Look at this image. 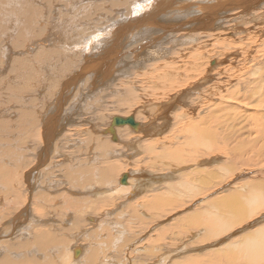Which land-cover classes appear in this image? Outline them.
I'll use <instances>...</instances> for the list:
<instances>
[{
    "label": "bare ground",
    "instance_id": "1",
    "mask_svg": "<svg viewBox=\"0 0 264 264\" xmlns=\"http://www.w3.org/2000/svg\"><path fill=\"white\" fill-rule=\"evenodd\" d=\"M68 1L74 3V0ZM116 5L111 16L88 18L89 9L85 8L82 15L72 7L65 9L62 0H0V64L9 63L14 58L13 61L19 66L11 68L16 70L15 78L20 77L15 83H7L5 80L0 82V98L8 93V98L20 108L13 111L12 107L15 106L1 107V116L7 120L2 129L0 125V264H44V261H48L46 264H55L49 260L50 254L61 247L62 253L56 258L60 257L62 264H108V260H103V242L102 247L96 242L87 250L83 246L72 248L71 243L67 245L71 241L68 238L86 236L82 226L90 223L100 227L106 225L107 218L113 215L114 220L118 216L116 213L122 209L130 210L128 224L140 223L134 205L128 206L127 202L126 208L123 201V204H117L116 200L125 198L130 201L142 194V180L149 176L146 170L139 172L141 179L138 178V185L141 188L132 189L116 198L113 190L107 193L105 188L102 190L100 187L99 190L96 187L110 186V178H113V173L120 166L109 158L118 155L121 148L116 149V144L103 140L102 135L110 134L112 141L118 140V134H123L120 129L117 133L115 127L129 123L116 125L115 118L123 117L113 115L108 117L111 122L108 120L107 126L114 125V130L110 131L107 126L101 128L104 124L100 126L95 123L96 118L90 114L89 117L82 115V112L93 111L92 100L84 102L83 106L77 105L85 98H94V103H97V96L105 87L112 88L118 94L119 89L128 82L124 79L111 83L119 74H125L126 80L134 76V80L128 79L129 85L124 86L131 102L125 101L135 109L134 113L128 115L139 123L137 126L130 124L134 128V138L127 131L128 143H119L126 144L130 149H135L137 145L144 147L145 151L161 161L157 174L150 172L151 176L148 177L160 186L154 187L153 184V189L143 193L140 197L147 198L140 205L154 216L155 211L164 213L168 209L173 214L182 211L179 208L186 203L185 200L179 201L180 195L196 194L191 199L192 203L200 194L206 200L209 199L208 194L215 196L219 191H230L209 200L202 210L175 220V225L181 231L198 227L202 228V232L207 229V234L202 236L203 242L213 238L215 241L199 249L219 245L225 240L227 244L211 252L208 260L215 259L228 264H264V224H260L264 223V211L261 212L264 209V71H261V66L264 67V51L260 53L264 47L260 48L264 43V0H125L123 4L116 1ZM154 6L158 9L152 14ZM85 15L88 17L85 18ZM245 17H250L246 23L243 19ZM158 31L167 42L159 41ZM144 37H148L147 45L140 42ZM148 47L154 48L152 53L148 54V51V56L146 52H138L146 51ZM119 53L122 61H108ZM169 53L174 58L162 62L163 57ZM17 54H25V58ZM31 60H34L33 64ZM157 60L161 62L158 64ZM149 61L154 62L150 64L153 72L147 74V79L141 80L137 72L125 70V66L130 64L140 65L142 69ZM237 63L242 66L238 67ZM4 68L0 66V75ZM98 74L102 76L101 81H95L99 78ZM85 78H93L95 81L88 82L87 94L83 92L87 85V82H82ZM132 84H135V88ZM73 85H79V91L74 96L71 94L75 89ZM231 91L239 93L234 97ZM20 92L21 96L18 95ZM107 97L112 96L108 92L103 93V99L107 100ZM36 106H39L38 111L34 109ZM102 113H99L100 116ZM128 115H124V118L130 117ZM83 124L90 125V129L79 128ZM76 126L78 130L73 132L72 127ZM60 129H63L62 140L59 139ZM17 132L27 135L25 145L14 144L19 134ZM142 134L147 137L138 139L137 136ZM70 137H77V141H74L77 145L88 147L78 146L77 152L65 151V154H72L71 158H76L77 164L62 168L61 162L59 167H55L59 164L56 161L54 165L51 163L48 166L50 153L55 152L56 157H61L60 146L70 147L65 145L72 144ZM200 147L203 149L200 150ZM80 150L83 154H79ZM83 150L93 152L94 157L89 155L90 161L88 158H80L88 153ZM218 150L219 154L216 152L214 156L213 153ZM147 157L143 165L150 162L151 156ZM172 160L178 169L182 168L188 174L190 170L194 172L190 176L194 179L193 184L186 185L184 179L192 183L189 180L191 178L179 175L175 185L170 182L176 173H182V170L177 169L167 172L174 165ZM191 160L196 163L190 164ZM97 161H102V164L97 165ZM165 163L167 166L163 167ZM246 168L253 172V176L238 183L240 175H249ZM52 171L50 179L55 186L54 190L39 183L43 174L50 175ZM129 173H122L120 181L127 175L126 184H132ZM63 178H66L68 184L71 182L74 188H62L59 191L58 188L64 186ZM88 182L96 183L80 186ZM173 185L176 186L173 193H165L166 198L162 196L163 190L161 194L158 192L164 187L171 190ZM240 185L242 188L248 186L249 194L241 197L239 191H232V188ZM121 186L124 190V185ZM78 188L84 191L83 195L74 191ZM101 190L105 192L100 193ZM114 203L117 204V210L111 208L114 211L106 212V207H112ZM100 213L102 216L96 215V219L90 215ZM86 214L90 216H87L85 222L83 216ZM253 217L257 219L249 220ZM128 224V227L133 226ZM159 224L162 225L161 221ZM239 225V230H231ZM252 225L259 226L248 230ZM58 230H62V234H55ZM69 231H73L72 234ZM228 231L229 235L220 237ZM50 244L53 246L49 247ZM166 246L162 250H169L170 258L160 256L161 264H204L207 260L194 257L184 261L170 260L180 253L172 248V243ZM37 256H43V259ZM128 257L126 264L132 262L130 255Z\"/></svg>",
    "mask_w": 264,
    "mask_h": 264
},
{
    "label": "rangeland",
    "instance_id": "2",
    "mask_svg": "<svg viewBox=\"0 0 264 264\" xmlns=\"http://www.w3.org/2000/svg\"><path fill=\"white\" fill-rule=\"evenodd\" d=\"M85 2H79V1H76V0H74V3H72L71 1H68V0H62V6H63V4L65 5V9L67 8V9H70V7H72V9H74V10H78L79 11V13L80 14H82V15H84L83 14V11H84V9L86 8V9H89L88 10V15H89V17L87 16V15H85V18H94V16L95 17H97L98 15L100 16H102V17H108V16H111L112 14H113V12H114V8H116V1H118V2H120V3H124L125 2V0H84ZM95 1V2H94ZM97 1V2H96ZM106 3H105V2ZM78 2V3H77ZM91 2V3H90ZM104 2V4H102ZM115 2V3H114ZM97 3V4H96ZM109 4V5H108ZM114 4V5H113ZM89 5V6H88ZM99 5V6H98ZM106 5V6H105ZM34 6V5H33ZM33 6H29V7H33ZM53 6V4L52 5H50L49 6V8L51 9V7ZM103 6V7H102ZM69 7V8H68ZM88 7V8H87ZM110 7V8H109ZM113 9H112V8ZM155 8L153 9V11H152V14H153V12H154V10H156V9H158V7H156V6H154ZM99 8V9H98ZM106 10H105V9ZM45 9H46V7H45ZM98 9V10H97ZM110 9V10H109ZM29 10H32V9H29ZM53 11H56V9H52ZM61 10H62V7H61ZM80 10H82V11H80ZM101 12H100V11ZM106 12H105V11ZM47 11V10H46ZM104 11V12H103ZM108 11V12H107ZM109 13H110V15H109ZM105 14H106V16H105ZM104 15V16H103ZM250 18V17H249ZM248 17H245V18H243V19H245V23L246 22H248V19H249ZM250 20V19H249ZM244 23V24H245ZM158 36H159V41L162 43L163 41L164 42H167L166 41V39H164L163 40V37L160 35V33H159V31H158ZM162 37V38H161ZM33 39H36V38H32L31 40H33ZM147 39H148V37H144V38H142L141 39V43L143 44V45H147L148 44V41H147ZM168 40V39H167ZM231 40H233V39H231ZM169 41V40H168ZM136 44V43H135ZM143 45H141V46H143ZM165 46V45H164ZM176 46H179V44H176ZM181 46H183V44L181 45ZM264 46V43L260 46V48H262ZM167 47H169V48H173V49H175V47H173L172 45H167ZM149 49H147L146 48V51L145 50H140V51H138L140 54L141 53H145V55H147V53H148V51H149V53L148 54H150V52L152 53V49H154V48H151V47H148ZM172 49V50H173ZM264 51V47L262 48V51L260 52V53H262ZM139 53H134V54H137V55H139ZM17 55H19V56H21L20 58H25V57H23L25 54H23V55H21V54H17ZM0 56H2V49H0ZM18 56V57H19ZM148 56V55H147ZM168 56H172V57H168ZM261 56V55H260ZM17 57V56H16ZM1 58V57H0ZM122 57H121V54L119 53V54H117L114 58H112V59H108V61H111V60H113V62L114 61H116L117 59H120L121 61H122V59H121ZM172 58H174L173 57V55L171 54L170 55V53L166 56V57H163V60H162V62L165 60V61H170V59ZM14 59V58H13ZM13 59L9 62V63H5L4 65H1L0 64V66L1 67H4L5 66V68H4V70H3V73L0 75V82L2 81V80H5L7 83H15L20 77H18L17 76V79L15 78V75H16V70H14L13 71V69L11 68V67H14L15 69L19 66L18 64H15V62L13 61ZM167 59V60H166ZM29 62V61H28ZM154 62H156V60L154 61ZM153 61L152 62H148L147 64H144V67L141 69V67H140V65L139 66H137V65H126L125 66V70H131V71H133V72H137V74H140L141 75V80H143V79H147V74H149V72H153V68H150V64H152V63H154ZM157 62H158V64H159V62H161V60H157ZM31 63L33 64L34 63V60H31ZM144 63H146L145 61H144ZM236 64V63H235ZM11 65H13V66H11ZM63 65V64H62ZM160 65H162V63H160ZM249 65H251V64H249ZM249 65H246V66H249ZM148 66V67H147ZM153 66V65H152ZM151 66V67H152ZM237 66L238 67H241L242 65L241 64H239V63H237ZM10 67V68H9ZM261 71H264V67L263 66H261ZM147 71V72H146ZM9 72V73H8ZM9 74V75H8ZM4 75H5V77H4ZM6 75H7V77H6ZM99 75V78H96L95 79V81H101L102 80V76L100 75V74H98ZM131 75H133V73L131 74ZM4 77V78H3ZM126 75L125 74H119V75H117V77L113 80V81H111V83H113V84H115L116 82H118V81H120V80H124L125 79V81L127 82H129L130 80H134V76H131L130 78L128 77V79H130V80H126ZM94 81V79L93 78H85L82 82H87V85H86V87L83 89V92H84V94H87L88 93V90H89V84H88V82H90V83H93V82H95ZM125 82V83H126ZM127 82V83H128ZM125 84L124 86H128L129 85V83L128 84ZM151 82H149V84H150ZM84 84V83H83ZM82 85V84H81ZM133 85V87L135 88V84H132ZM151 85V84H150ZM123 86V87H124ZM73 87H74V85H73ZM122 87V89H119V92H118V94H117V92L116 93H114L113 92V90H112V88H110V87H105V88H103L101 91H100V94L97 96V99H98V102L97 103H94V98H85V100H83V101H81L80 103H77V105L78 106H80V105H82L83 106V104H84V102H86V101H88V100H92L91 102H92V104L94 105L93 106V111L92 112H87V109H86V112L87 113H83L82 112V115L84 116V117H89L88 116V114H90L91 116H93L94 118H96L95 119V123H98L100 126H102L103 124L105 125H103L101 128H104V127H106L108 124H109V122H108V120L111 122V119H109V118H111L113 115H115V116H121V117H123L124 118V115H128V114H132V112L134 113V111H135V109H133V107H130V103H127L128 101L129 102H131V100H130V98L126 95V92H125V87L123 88ZM131 87V86H130ZM75 89L71 92V94H73V96H74V94L76 93V92H78L79 91V85H77L76 87H74ZM233 91V90H232ZM231 91V92H232ZM105 92H108L112 97H107V100L106 99H103V93H105ZM236 91H234V92H232L231 94H234V95H232V96H234L235 97V95L237 96V94L239 93L238 91L235 93ZM11 95V94H10ZM18 95L19 96H21L22 94H21V92L20 93H18ZM8 96H9V94L8 93H4L3 94V96H2V98H0V125H1V129L4 127V121H6L7 119H5L4 117H2L1 116V107H4L5 108V106L6 105H12V106H15L14 105V103L11 101V98L9 99L8 98ZM13 97V96H12ZM118 98V99H117ZM72 99H73V97H72ZM72 99H71V103H72ZM120 99L123 101V103H122V101H120ZM38 100H40V99H38ZM127 102H126V101ZM120 101V102H119ZM112 104H111V103ZM73 104V103H72ZM112 105L111 107L109 106V105ZM69 105V104H68ZM106 106V107H105ZM39 106H36L34 109L36 110V111H38V108ZM13 108V111H16L17 109H20V108H18V107H12ZM110 108H112V109H110ZM135 108V107H134ZM103 110V111H102ZM130 111V112H129ZM100 112H103L102 114H105L104 115V120L105 121H107V122H105L104 120H103V116H102V114H101V116H102V118H100L101 116H100ZM100 116V117H99ZM128 116H130V115H128ZM109 117V118H108ZM114 117V116H113ZM127 117V116H126ZM82 120H84L85 118H81ZM98 121V122H97ZM101 121H102V123H101ZM83 123L84 122H86V121H82ZM82 122H80V123H82ZM95 125V124H94ZM94 125H93V127H94ZM232 125V124H231ZM58 127V126H57ZM68 127V125L66 126V128ZM96 127H97V125H96ZM107 127H109V126H107ZM63 128V127H62ZM79 128H81V129H90V125H81ZM124 128H127V129H124ZM115 129H117V133H119L120 131H119V129L120 130H122L121 131V133L123 134L122 136H121V134L119 135L118 134V138L120 139H118V140H114V141H112V137H111V135L110 134H105V135H102V139L103 140H108L111 144H116V145H114V146H117V148L116 149H118V148H121V152H119L118 153V155H114V157L112 156L111 158H109V160H111V161H116L120 166H119V169L118 170H116L114 173H113V178L111 179L110 178V181H111V187L109 186V185H97L96 187L99 189L100 187H101V189L102 190H105V191H107V193H109L111 190H113L112 192L113 193H115L116 195H115V198L117 197V195H123V194H126V193H128L129 191L131 192L132 191V189L133 190H137V188H141L138 184H140V176L141 175H139L140 173L139 172H142V171H140V170H146L147 171V174L149 175V176H151V173L150 172H153L154 174H157V172L159 171V165H161V164H159V163H161V161H160V159L159 158H156L155 156H154V154H151V153H149V152H147V151H145L146 149L144 148V147H139L138 145H137V147H138V149H137V147L135 148V149H130V148H128L127 146H125L126 144H124V145H122L123 144V142H125L126 141V143H128L127 141V135H126V132L127 131H129V133L130 134H133L132 136H133V138H134V131H133V126H130V124H126V125H121V126H116L115 127ZM22 130H23V128H22ZM61 130H63V129H60V131ZM71 130V129H70ZM72 130H74L73 132H75L76 130H78V126H76V127H72ZM90 131V130H89ZM133 132V133H132ZM17 133H19V132H17ZM62 134V131H61V133L59 134V139L62 137V136H64V135H61ZM63 134H65V132H63ZM167 134H169L168 132H167ZM126 137H125V136ZM165 135V134H164ZM26 134H17L16 135V137H15V140H14V144L15 145H25V142H26ZM110 136V137H109ZM124 136V137H123ZM108 137V138H107ZM131 137V136H130ZM138 137V139H144V138H146L143 134H142V136L141 135H138L137 136ZM70 138H72V137H70ZM77 137H73L72 139H70V143H72V144H67L66 143V141H64V143H66L65 145H71L70 147L68 146V147H64V145H61L60 146V148H62V155H61V157H60V155H58L57 157L55 156V152H51L50 153V157H49V161L47 160V165L48 166H51V163H52V165H54L55 163H56V161H57V163H59L57 166H55V167H59L61 164H62V168H65V165L66 166H71V165H76L77 164V160H76V158H71V156H72V154H65V151H69V152H72L73 150H74V152H77V148H78V146H80V147H84V148H88L87 147V145L85 146H81V145H77V143H75L74 141H77V139H76ZM86 138H87V135H86ZM133 138H131V139H133ZM149 138V137H148ZM74 139V140H73ZM135 139H137L136 138V136H135ZM134 139V140H135ZM168 139H170V138H168ZM60 140H62V138L60 139ZM72 140H73V142H72ZM137 141V140H136ZM141 141V140H140ZM170 141V140H169ZM122 143V144H120V143ZM141 142H144V140H142ZM141 142H138V144H141ZM136 143V142H135ZM169 143V142H168ZM120 144V145H119ZM73 145V146H72ZM27 146H29V145H27ZM57 147H58V145H56ZM77 146V147H76ZM111 146V145H110ZM163 146V145H162ZM55 147V145L53 146V148ZM20 148H22V147H20ZM113 148V147H112ZM115 148V147H114ZM79 149V148H78ZM201 149H203V147H200V150ZM22 151H24L23 149H22ZM137 151V152H136ZM80 152L81 153H79V154H83L82 153V151L80 150ZM83 152H88L87 154H84V155H81L80 156V158H90V157H88L89 155L90 156H93V152H91V151H88V150H86V151H84L83 150ZM139 152V153H138ZM217 152V154H219V152H220V150H218V151H215L213 154H214V156L215 155H217V154H215ZM148 153V154H147ZM199 153H197V156H199L198 155ZM147 155H150L151 156V158H149V160H150V162H148L147 164H146V162L144 163V165H143V161L145 160V159H148V157H147ZM200 155H202V154H200ZM53 156H55V157H53ZM63 156V157H62ZM69 156V157H68ZM65 157V158H64ZM94 157V156H93ZM204 157V156H203ZM212 157V156H211ZM58 158H60V160L58 159ZM70 158V159H69ZM223 158H224V156H223ZM67 159V160H66ZM94 159V158H93ZM158 159V160H157ZM201 159V158H200ZM52 161V162H51ZM55 161V162H54ZM88 161H90V159L88 160ZM62 162V163H61ZM93 162V161H92ZM98 162L99 161H97L96 162V164L97 165H101L102 164V161H100L99 162V164H98ZM158 162V163H157ZM173 160H172V164H173ZM61 163V164H60ZM71 163V164H70ZM176 162H174V165H172V166H170V169H168L167 170V172H170V171H172V170H182V173H176L175 174V176H174V178H176V179H172V180H170V182L171 183H174V185H175V183L177 182V178L178 177H182V178H185V177H190L191 175H193V173L194 172H190V171H192V170H190L189 171V174H188V172L186 171V170H184V169H178V167H175V164ZM193 163H196V162H194L193 160H191V163L190 164H193ZM91 164V163H90ZM169 164V163H168ZM190 164H188V165H190ZM87 166L89 165V163L88 164H86ZM85 165V166H86ZM128 165V166H127ZM143 166V167H142ZM165 166H167L166 165V163L163 165V167H165ZM182 166H184V165H182ZM185 166H187V165H185ZM52 167H54V166H52ZM146 168V169H145ZM51 170H55V168L53 169V168H50ZM50 169H47L48 171H50ZM195 169H196V171H199L198 170V167H195ZM247 169V168H246ZM22 170H24V169H22ZM128 170V171H127ZM243 170H245V169H243ZM249 169H247V172H249V175L248 174H246V176L244 175V176H242L241 177V175H240V178H239V181H238V183H240V182H243V180L245 181L246 179H250L253 175V172H251V171H248ZM134 171V172H133ZM186 171V172H185ZM54 171H52L51 173H50V175L48 174H43V176L40 178V180H39V183L40 184H42V185H45V186H48V187H50L51 188V190H54L55 189V186L52 184V179H50V177H52V173H53ZM128 172H130L129 174H130V176H131V181H130V183H132V184H125V183H121V181H120V177H121V175H122V173H124V174H127ZM165 173H166V171H164ZM42 173V172H41ZM184 173H186L185 175H183V176H181L182 174H184ZM243 174H244V172H243ZM20 175H22V171L20 172ZM58 175H60L59 173H58ZM137 175V176H136ZM179 175V176H178ZM62 176H63V173H62ZM148 176V177H149ZM178 176V177H177ZM53 177H55V176H53ZM57 177H59V176H57ZM134 179H133V178ZM145 178L144 180H142V186H143V188H142V194H140L138 197H140V196H142L143 195V193H148V189L149 190H151V189H153L154 187H158V186H160V185H157V184H159V183H153V181L152 180H150L149 178ZM246 177V178H245ZM249 177V178H248ZM138 178H140V179H138ZM191 179H189L190 181H192V183H189L188 182V179H184V180H186V185L188 184V186L189 185H191V184H193L194 182V179H193V177H190ZM199 178V177H198ZM22 179V176H20V180ZM60 179H62L61 177H60ZM243 179V180H242ZM63 180H65V181H67L66 180V178H63ZM97 180V179H96ZM181 180V179H180ZM179 180V181H180ZM62 181V180H61ZM65 181H64V183H65ZM147 183H149L150 181H152V182H150L149 184H146L145 185V183L146 182ZM178 181V182H179ZM61 183V182H60ZM63 183V187H60L61 189H59L58 188V190L59 191H62V188H66V189H73L74 188V186H73V184H71L70 185V183L68 184V181H67V183H65L64 184ZM96 182H93V183H84V184H81L80 186L81 187H86V186H91V184H95ZM67 184V185H66ZM124 185V187H125V189L123 190V188H122V186L121 185ZM152 184V185H151ZM153 184H154V187H152L153 186ZM168 184H169V182H168ZM35 185V184H34ZM113 185V186H112ZM173 185V187H172V189L170 190V189H166L165 187L164 188H161L160 189V191L158 190V192L161 194V192H162V190H163V192H162V196L163 197H165L166 198V196H165V193L167 194H169L170 192H172L173 193V190L175 189V187L176 186H174ZM39 186V185H38ZM107 186V187H106ZM139 186V187H138ZM40 187V186H39ZM44 187V186H43ZM127 187V188H126ZM130 187H131V190H130ZM250 187V186H249ZM105 188V189H104ZM119 188V189H118ZM248 186L245 188H242V186L240 185L238 188H237V186L235 187V188H232V191L233 192H235V191H239L240 192V194H238V195H240L241 197H244L245 195H247V194H249V192H250V189L248 188ZM115 189V190H114ZM18 190H20V189H18ZM100 190V189H99ZM101 190V192L100 193H103V192H105V191H102ZM235 190V191H234ZM59 191L57 192V193H59ZM76 193L78 192L79 193V195H83V193H84V191L83 190H81V189H77V191L76 190H74ZM66 192V191H65ZM226 192V193H225ZM230 191H224L223 193H221L220 191H219V193L217 192L216 194L217 195H215V196H211L212 195V193L211 194H208V198L209 199H207L206 198V200H205V196L203 195V194H200L199 196H196L195 197V200H194V202H192V203H190L191 202V199L196 195H193V194H185V195H180L179 193V195H180V200L179 201H184L185 200V202L187 203H184V205L182 206V207H180L179 209L181 210L182 209V211H178V212H176V213H173V214H170L169 213V210L170 209H168V210H165L164 211V213H163V211H155L154 212V214H155V216L154 215H152L150 212L148 213V211L146 210V209H144L140 204H141V202L143 203V201L145 200L144 198H147V197H140V198H136V199H138V201H135L136 199H134V200H130V201H128L127 199H125V198H120V199H117L116 200V202H117V204H121L122 203V201H123V203H125L124 205H126V208H127V202H128V206H129V204H132V205H134V207L137 209V211H138V216H139V222L140 223H138V224H136L137 222H130V224H132L133 225V223H134V225L132 226V225H130V224H128V218H129V211L128 210H126V209H122V210H119L118 212L119 213H121V214H119V213H116V212H114V213H116L118 216L113 220V215L112 216H109L107 219H108V221H107V223H106V225L104 226H95V224L93 225L92 223H90V224H86V225H84V226H82V230H84V231H86V236H84V237H80V238H77V237H73V236H70V237H72L71 239H70V237L68 238L69 239V241L71 240L73 243H75L74 245H73V243L70 241V242H67V245H68V243H69V245H70V243H71V246H72V248L73 247H82V248H86L87 250H88V248L89 247H92L93 245H95L96 244V242L98 243V245L99 246H101L102 247V244H101V242H103L104 244V246L105 247H102V248H104L103 249V252H104V254L103 255H105V259H103L105 262H107L106 260H108V264L110 263V264H126V258H129L128 256L130 255V258H132V262L130 263V264H161L162 263V261H160V256H162L163 255V257H167V259H169L170 258V251L169 250H162L163 248H165V246L167 245H169V244H171L172 243V248L173 249H175V250H178V252L180 253L179 255H175V256H173L170 260H178V261H184L185 259H187L188 257H194V258H198V259H200V258H203V261H204V259H207V260H205V262H204V264H228V263H224V262H217V261H214V260H212V259H209L208 260V258H210L211 256H210V253L211 252H213V251H215V250H218V249H220V248H223L222 247V244H224L225 243V240H223L222 242L223 243H220L219 245H213V246H211V247H207V248H205V249H199V247H201V246H205V245H209V244H211V243H213L214 241H215V238H213V240L211 239V240H208V241H204L203 242V238H202V236L203 235H205V234H207V229H205L203 232L201 231L202 230V228H186L187 230H183V231H181L180 229H178L177 228V226L175 225L176 223H175V220L176 221H178L179 220V218L180 217H182V216H185V217H187L188 215H192L193 214V212H195V211H199V210H202L203 209V207L207 204V202H209V200H214V198H217V197H219V196H222L223 194H228ZM123 193V194H122ZM199 193V192H198ZM221 193V194H220ZM247 193V194H246ZM173 195V194H172ZM171 195V196H172ZM202 196V197H201ZM207 196V195H206ZM209 196H211V197H209ZM189 199H188V198ZM191 197V198H190ZM124 199V200H123ZM202 199H204L203 201H202ZM120 200V201H119ZM132 201H134L135 203L133 204V202ZM202 201V202H201ZM119 202V203H118ZM121 202V203H120ZM189 202V203H188ZM217 202V201H216ZM122 203V204H123ZM138 203V207L136 206V204ZM117 204L116 203H114V205L112 206V207H106V212H109V211H112L114 208H115V210H117L116 208H117ZM195 207V208H192V209H190L191 207ZM185 207V208H184ZM201 207V208H200ZM111 208H113L112 210H111ZM143 209V210H142ZM190 209V210H189ZM31 210V209H30ZM104 210H105V208H104ZM104 210H102L103 212H104ZM101 211V212H102ZM114 211V210H113ZM264 211V209L263 210H261V212H263ZM141 212V213H140ZM167 212V213H166ZM259 212V211H258ZM113 213V214H114ZM264 213V212H263ZM262 213V214H263ZM104 214V213H103ZM170 214V215H169ZM61 215V214H60ZM89 215V214H88ZM87 214L86 215H84L83 216V219H84V221L86 222L87 221V216H88ZM92 217H94L95 219L96 218H98L96 215H98L99 217H101L102 215H101V213L100 214H90ZM89 215V216H90ZM119 215H121V216H119ZM169 215V216H168ZM56 216V215H55ZM171 216H173V217H171ZM257 216V215H256ZM255 216V217H256ZM123 217H127V218H124L123 219ZM147 217V218H146ZM166 217H167V219H166ZM171 217V218H170ZM86 218V219H85ZM143 218V219H142ZM254 218V217H253ZM250 218L249 220H252V221H254V220H256L257 218ZM101 220V224H102V219H100ZM111 220H113V221H111ZM117 220H119L120 222H118ZM126 220V221H125ZM147 221V222H146ZM156 221V222H155ZM161 221V223H162V225L161 224H159V222ZM167 221V222H166ZM105 222H106V220H105ZM109 222V223H108ZM113 222H115V223H113ZM124 222V223H123ZM127 222V223H126ZM142 223H143V225H142ZM148 223V224H147ZM150 223V224H149ZM36 224V223H35ZM92 224V225H91ZM122 224V225H121ZM126 224H128L129 226H132V227H128L127 225L125 226ZM166 224H168L169 225V227H168V225H166ZM260 224H264V223H260ZM259 224V225H260ZM90 225V226H89ZM108 225L110 226V227H108ZM121 225V226H120ZM259 225H252L248 230H252V228L253 227H257V226H259ZM86 226V227H85ZM124 226V227H123ZM137 226V227H136ZM150 227V229H148L149 227ZM167 226V227H166ZM107 229H106V228ZM135 227V228H134ZM145 227V228H144ZM148 227V228H147ZM160 227V228H159ZM159 229V230H157V229ZM167 228V229H166ZM241 228V225H239V226H237V227H235V228H233V229H231L233 232L234 231H237V229L239 230ZM95 231V233H98V235L97 234H95L94 232H93V230ZM100 229H101V231H100ZM109 229V230H108ZM127 229V230H126ZM146 229V231H144ZM151 229L153 230V231H151ZM163 229H165L164 230V232H162L163 231ZM197 229V230H196ZM201 229V230H200ZM23 230H24V228H23ZM103 230V231H102ZM200 231V232H199ZM29 232V231H28ZM33 232V230H31V233ZM64 232H66V231H64ZM72 232L73 231H69V233H71L72 234ZM92 232V233H91ZM102 232V233H101ZM107 232V233H106ZM142 232V233H141ZM162 232V233H161ZM20 232H18V234H19ZM91 233V234H90ZM94 233V235H92ZM101 233V234H100ZM106 235H105V234ZM124 233V234H123ZM55 234H62V230H58V231H56L55 232ZM121 234V235H120ZM145 234V235H144ZM100 235V236H99ZM140 235H142V236H140ZM158 237H157V236ZM227 235H229V231L228 232H226V233H223L220 237H225V236H227ZM240 236V235H239ZM67 237V236H66ZM219 237V238H220ZM18 238V237H17ZM57 238V240H61L59 237H56ZM77 238V239H76ZM94 238H97V239H94ZM217 238V237H216ZM72 239H74V241L72 240ZM100 239V240H99ZM128 239V240H127ZM144 239V240H143ZM158 240V242L157 241H155V242H153V240ZM200 239V240H199ZM15 240V239H14ZM93 240V241H92ZM168 240V241H167ZM171 240V241H170ZM16 241V240H15ZM207 242H209V243H207ZM167 243V244H166ZM174 243V244H173ZM59 244H61V245H63V243H62V241H59ZM77 244V245H76ZM106 244V245H105ZM153 244V245H152ZM225 244H227V243H225ZM3 245H5V244H3ZM80 245V246H79ZM150 245V246H149ZM51 246H53V244H50L49 245V247H51ZM161 246V247H160ZM166 246V247H167ZM223 246H225V245H223ZM121 247V248H120ZM155 247V248H154ZM163 247V248H162ZM72 248H71V250H72ZM152 248V250H150ZM123 249V250H122ZM129 249V250H128ZM157 249V250H156ZM186 249H188V251H183V250H186ZM212 249V250H211ZM155 250V251H154ZM179 250H181V251H179ZM192 250V251H191ZM153 251V252H152ZM62 253V247L60 248V249H58V250H55L53 253H51L50 254V257H49V260H52L55 264H62L61 263V261H60V257H58L59 258V261H60V263H59V261H58V258H56V256H58L59 254H61ZM69 254H71V252L69 251ZM132 254V255H131ZM165 254V255H164ZM41 255H44L43 253H41ZM203 256V257H202ZM207 256V258H205ZM68 257H69V255H68ZM70 257H71V255H70ZM86 257H87V255H86ZM32 258V257H31ZM37 258H39L40 260H42L43 259V256H37ZM111 260H113V261H111ZM161 260H162V257H161ZM202 260V259H201ZM128 261V260H127ZM157 261V262H156ZM202 261V262H203ZM211 261V262H210ZM52 262V263H53ZM104 262V263H105ZM112 262V263H111ZM134 262H136V263H134ZM207 262V263H206ZM44 264H46V263H48V261H44L43 262ZM88 263H89V261H88ZM128 263V262H127ZM169 263H171V262H169ZM168 263V264H169Z\"/></svg>",
    "mask_w": 264,
    "mask_h": 264
},
{
    "label": "water",
    "instance_id": "3",
    "mask_svg": "<svg viewBox=\"0 0 264 264\" xmlns=\"http://www.w3.org/2000/svg\"><path fill=\"white\" fill-rule=\"evenodd\" d=\"M115 122L114 124L116 125H119V124H124V123H129V124H132L133 126H137L139 123L134 119V117L130 116V117H127V118H120V117H117L115 118ZM109 130L110 131H113L114 130V125H110L109 127ZM121 182L122 183H125L127 182V175H124L121 179Z\"/></svg>",
    "mask_w": 264,
    "mask_h": 264
}]
</instances>
